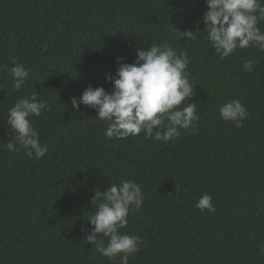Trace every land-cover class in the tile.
Listing matches in <instances>:
<instances>
[{"label":"trees","instance_id":"obj_1","mask_svg":"<svg viewBox=\"0 0 264 264\" xmlns=\"http://www.w3.org/2000/svg\"><path fill=\"white\" fill-rule=\"evenodd\" d=\"M206 11L205 0H0V264H120L85 237L102 202L95 192L123 180L144 194L120 229L141 240L129 264H264V52L250 46L221 59ZM173 27L196 39H178ZM164 42L187 53L197 133L109 139L95 109H72L89 85L112 91L106 76L118 58L131 64L136 49ZM11 57L31 70L19 92ZM34 92L49 105L28 117L48 148L39 159L4 146L16 136L9 109ZM234 99L251 114L242 127L219 113ZM204 194L215 213L195 207Z\"/></svg>","mask_w":264,"mask_h":264},{"label":"clouds","instance_id":"obj_2","mask_svg":"<svg viewBox=\"0 0 264 264\" xmlns=\"http://www.w3.org/2000/svg\"><path fill=\"white\" fill-rule=\"evenodd\" d=\"M207 11L202 21L207 39L221 59L237 49L256 47L264 52V31L259 24L264 21V0H205ZM178 39L195 40V32L173 27ZM133 63H123L118 58L115 75L106 80L113 85L112 91L103 87L93 89L89 85L79 99L70 98L73 110L80 105L95 109L96 118L107 123L104 135L109 138L126 139L144 132L146 138L168 142L181 135L180 129L198 132L200 117L196 103L188 101L194 95V86L187 71L189 60L186 52H177L168 42L151 44L147 50L136 49ZM13 80L12 90L19 92L29 78L30 69L10 58ZM254 62L248 60L243 69L251 72ZM183 105V106H182ZM49 109L47 101L38 100L36 92L20 98L9 109L7 123L16 133L15 143L9 141L5 147L9 152L19 151L17 144L27 149L26 155L43 157L47 146H42L39 134L34 130L30 116H40ZM221 118L242 127V121L250 113L239 100H231L219 108ZM93 199L101 200L97 211L87 221L92 231L85 237L88 244L103 257L114 259L119 256L120 264H129V258L139 252L141 240L138 236L122 234L120 229L127 223L131 206L139 210L144 200L141 186L133 180L111 184L105 191L97 190ZM92 199V201H93ZM212 196L202 195L195 207L201 212L215 213ZM107 238L98 239V236ZM264 254V248L261 249Z\"/></svg>","mask_w":264,"mask_h":264}]
</instances>
